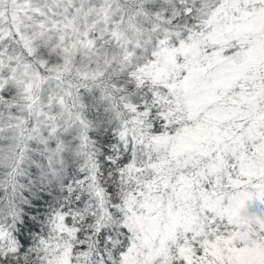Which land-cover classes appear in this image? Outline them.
I'll return each instance as SVG.
<instances>
[{"label": "snow or ice", "instance_id": "snow-or-ice-1", "mask_svg": "<svg viewBox=\"0 0 264 264\" xmlns=\"http://www.w3.org/2000/svg\"><path fill=\"white\" fill-rule=\"evenodd\" d=\"M0 264H264V0H0Z\"/></svg>", "mask_w": 264, "mask_h": 264}]
</instances>
